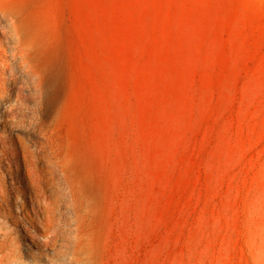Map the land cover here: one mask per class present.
Segmentation results:
<instances>
[{
    "label": "rangeland",
    "instance_id": "rangeland-1",
    "mask_svg": "<svg viewBox=\"0 0 264 264\" xmlns=\"http://www.w3.org/2000/svg\"><path fill=\"white\" fill-rule=\"evenodd\" d=\"M49 162L86 264H264V0H0V264Z\"/></svg>",
    "mask_w": 264,
    "mask_h": 264
},
{
    "label": "bare ground",
    "instance_id": "bare-ground-1",
    "mask_svg": "<svg viewBox=\"0 0 264 264\" xmlns=\"http://www.w3.org/2000/svg\"><path fill=\"white\" fill-rule=\"evenodd\" d=\"M37 170L39 173V186L34 187L33 190L29 189L28 198L31 203H35V201L40 196L42 200L44 194L49 200V205L51 203L52 204L48 206V203L46 202L47 208L46 206V209L44 208L46 211V220L42 222L41 225V230L43 232L41 236H43L44 239H42V241H39L35 237L31 236L37 242L35 253L37 255H41L43 253L44 247H49L55 253V256H53L54 258L50 260V264H86V258L92 252V248L90 239L84 236L83 229L77 230L76 233L71 235L64 229H62L59 225H57L53 218V207L51 206L55 205L60 198L67 195V192H74L67 186V176L62 174L59 170V167L52 162L46 163L44 166L38 168ZM73 198L75 199V201H77L78 199L80 206H82V209H86V203L84 202L80 194L76 193L75 197ZM74 204H76V202ZM79 208L80 207H78V209ZM26 252L29 255H32V252L30 250H27Z\"/></svg>",
    "mask_w": 264,
    "mask_h": 264
}]
</instances>
